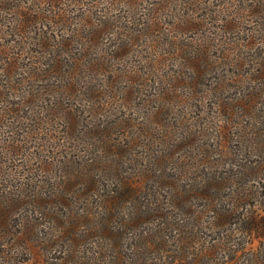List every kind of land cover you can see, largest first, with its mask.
I'll use <instances>...</instances> for the list:
<instances>
[{"label":"trees","instance_id":"obj_1","mask_svg":"<svg viewBox=\"0 0 264 264\" xmlns=\"http://www.w3.org/2000/svg\"><path fill=\"white\" fill-rule=\"evenodd\" d=\"M26 1L0 0L1 20L20 17L2 33L9 40L0 38V76L8 83L0 87L20 95L11 108L30 122L37 142H12L23 162L17 166L34 158L47 174L10 181L5 200L19 207L29 198L31 211L39 208L52 220L43 234L63 254L53 264H264L258 207L264 205V0H235L246 2L242 10L257 21L244 39L253 54L245 58L235 45L231 50L242 58L216 69L214 55L230 60L223 49L211 53L220 46V31L234 32L241 23L206 8L209 18L224 23L190 51L193 57L182 48L194 64L191 76L182 69L161 74L160 59L143 49L162 45L144 40L151 30L160 38L184 35L183 42L190 29L201 27V18H190L199 10L190 4ZM49 3L52 10L42 7ZM28 79L33 91L20 88ZM33 81L44 82L46 93ZM170 81L189 93L173 88L168 98ZM215 122L218 130L211 133ZM218 148L227 150L222 163L214 155ZM55 168L65 175L51 182ZM4 175L0 185L8 182ZM255 180L262 187L249 185ZM29 211L12 226L0 223L21 248L35 232L33 222L43 218Z\"/></svg>","mask_w":264,"mask_h":264},{"label":"rangeland","instance_id":"obj_2","mask_svg":"<svg viewBox=\"0 0 264 264\" xmlns=\"http://www.w3.org/2000/svg\"><path fill=\"white\" fill-rule=\"evenodd\" d=\"M107 1V0H105ZM161 2L163 0H152L150 2ZM54 2V0H53ZM256 2V1H255ZM25 3L31 4L30 0H27ZM48 3V2H46ZM181 3H185L186 5L190 4V7L195 9L197 11V8L199 9L197 14L190 13L189 15L191 16L190 18H194L196 20L197 17L201 18L204 21H200L199 19L197 22H202L201 27L197 28L196 26L194 29H190L186 37H184V41L182 42L181 37L171 35L167 37H162L160 38L158 33H154L151 30V33L148 37L147 40L148 43H151L155 45L157 41L162 43L161 46L154 48L151 47L149 48L148 46L143 47V49H146V52H144V55H147L146 57H150L153 55L155 58L156 54V59H160L161 63V68L160 73L163 75H174L175 70L182 69L183 73L187 76H191L193 72V67L194 64L189 63L187 57L182 54L181 50L184 47L185 50H187L188 53V58L193 57V54L190 51H194L199 45H204L208 39V36L210 33L215 29V25H219L220 27L223 25L224 22H215V20L209 18L207 16V11L206 8L208 6L216 8L219 12L216 13V16L221 19L224 18H232L234 20H237L240 24V26L237 28L236 31L232 32L231 30L230 33L225 32V31H220V39L219 41L220 46L213 48L211 50V53L214 54V51H218L220 54V51L223 49V52L225 56H228L230 60H224L222 58H219V56L214 55V60L215 63L213 65V68L216 69L218 66L222 67L224 66L225 62L226 63H231L233 66L236 63V60L241 59L242 55L241 54H236L234 51L231 49L235 45H241L242 49L244 50V57H249L253 54L252 50L248 49L244 45V39L249 38L248 32L255 29L257 26V21L254 18V16L251 15L250 11H243L242 7L244 5L249 6L246 2L239 3V1L235 0H173L172 5H180ZM194 4V5H191ZM255 4V3H254ZM45 7L46 9H51L53 8V5L51 3L49 4H44L42 7ZM165 15V14H164ZM241 15V16H239ZM162 16V15H161ZM166 16V15H165ZM213 17V16H212ZM12 19L11 22L9 23L8 19ZM214 18V17H213ZM20 17H18L15 13L12 15H6L3 17V20L0 21L2 25L5 23H8L5 26H0V38L4 37L2 34L3 31H7L6 26L8 27V31H11L15 25H17ZM230 20V19H229ZM248 20H250L248 22ZM232 21V20H230ZM197 25V24H196ZM5 30H2V29ZM15 36V35H14ZM19 36V35H17ZM10 36L4 37L7 40H9ZM3 38V42H5ZM16 41H19V38H16ZM1 42V43H3ZM145 42V41H144ZM184 45V46H181ZM11 51H15V49L11 48ZM1 54V53H0ZM8 55V53H6ZM2 56H5V54H1ZM13 55L16 56V53H12L10 57ZM29 57L27 56V53L24 54V57ZM224 56V57H225ZM9 57V56H8ZM9 57V58H10ZM22 56V58H24ZM2 60V57L0 56V61ZM213 60V62H214ZM253 64V63H252ZM249 66V65H247ZM247 66L244 68V73L248 71ZM2 65H0V68ZM158 67H160L158 65ZM253 68V67H252ZM252 71V70H251ZM218 75L219 72L215 71ZM253 72V71H252ZM4 72L0 70V74H3ZM232 73V72H231ZM246 75V74H245ZM18 75L17 78H24L26 79V76L19 77ZM171 77V76H170ZM173 78V77H172ZM209 74L205 80V82H209ZM29 79L25 81L24 83L27 84H22L20 85V88H22L24 91L29 90L33 91V87L30 86L28 83ZM11 83H14L15 86V81L11 79ZM0 84L1 85H6L7 83V78L1 77L0 76ZM169 86V92H168V98L173 97V95L176 93V90L179 92H183L184 94H188L190 90H185L183 87H181V84H173L172 81L167 83ZM34 87H36L40 92L46 93V84L44 82H37L33 81ZM2 87V86H1ZM0 87V172H2L4 177L8 179V182H5L0 185V223L2 220H6L7 224H11L12 226L13 222L16 221H24L25 220V215L26 209L28 208L30 211L28 214L36 215L40 214L42 215L43 218L39 219L36 222H33L34 225V233L31 234L28 238L24 239L25 243H28L25 247L21 248L20 244L17 243L18 239L16 238V235H7L3 234V230H1V236L4 238H0V256L6 257L3 259H6L8 261H5L3 259H0V264H53L55 261L61 257V248L59 246H55L52 241L49 239V233L43 234L45 232H49L50 228L53 226L52 220L46 215V213L42 212L39 208H36V211H31L35 210L34 206H29V198H26L24 202H20L21 205L19 207L14 206L13 204H9L8 200H5L7 197V193L5 191L4 185H10V181L16 179L19 180L20 177H24L23 175L25 173H29L30 176L35 175L37 179L40 180V177L44 176L47 174L45 167L42 165V163H37L35 159H31L28 162L24 161L26 163L23 167L22 166H17V164L23 162H19L18 159L21 157H16L14 153V149L12 147V142H15V139H22L23 143H26L27 145L31 146H36L37 147V142L34 140V138L29 134L31 131V126L30 122L26 119H21V113H17V111H14L11 106L13 105V102H18V99H20V95L17 93L16 90H7V87ZM181 87V88H180ZM174 88V89H173ZM192 101H190L191 104ZM188 108V107H187ZM13 110V111H12ZM210 109L205 111V116L207 117L209 115ZM4 116V117H3ZM18 118V119H17ZM242 126L240 122L236 123V126H234V129H239ZM218 130V124L216 122L214 123V130L211 131V133H215ZM33 134V133H32ZM34 134H38L37 131H34ZM226 149L218 148L217 150L214 151L215 157L219 161L221 159V163L224 162V158L220 157L222 156L221 154L225 152ZM227 151V150H226ZM219 163V162H218ZM21 170V173H18V170ZM61 175H65L64 169L61 168V170H58L55 168L54 172L51 171V175L49 176V179L51 182H54L55 180H59L61 178ZM26 178V177H25ZM23 179V181L27 179ZM253 183H250L249 185H255L262 187L261 184L258 183V181H252ZM235 183L232 187H239ZM255 186L253 187L255 189ZM4 189V190H3ZM262 189V188H261ZM3 190V191H2ZM258 199V198H257ZM253 200V201H257ZM260 199V198H259ZM259 201V200H258ZM260 210L261 216H264V208H262L264 205L258 204ZM255 208V207H254ZM256 210V209H254ZM31 212V213H30ZM2 224H0L1 227ZM4 225H2L3 227ZM41 232L40 235H36V233ZM48 235V236H47ZM2 244V245H1ZM51 244L54 245V247L51 246ZM258 244V243H256ZM3 245H7V248H4ZM35 245H40L47 247V248H37ZM7 250L8 252H4V250ZM162 263V261L160 262Z\"/></svg>","mask_w":264,"mask_h":264}]
</instances>
